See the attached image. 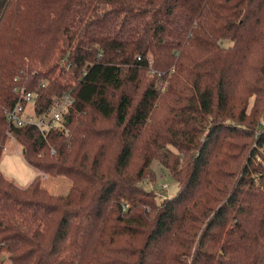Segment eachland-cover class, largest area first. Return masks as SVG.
<instances>
[{"label": "trees", "instance_id": "1", "mask_svg": "<svg viewBox=\"0 0 264 264\" xmlns=\"http://www.w3.org/2000/svg\"><path fill=\"white\" fill-rule=\"evenodd\" d=\"M66 91L63 128L8 121ZM10 133L72 185L0 168V264H264V0H0V162Z\"/></svg>", "mask_w": 264, "mask_h": 264}, {"label": "rangeland", "instance_id": "2", "mask_svg": "<svg viewBox=\"0 0 264 264\" xmlns=\"http://www.w3.org/2000/svg\"><path fill=\"white\" fill-rule=\"evenodd\" d=\"M147 75L152 77L151 71L148 72ZM147 75L146 77L148 79H145L144 84L147 83L150 79ZM144 84L139 88V91L137 92L138 94L143 92V89L145 88ZM159 84H165V81L159 80ZM110 124L116 123L110 121L105 125ZM6 144L7 149L5 150V155L0 162V168L6 176L14 180L20 186H27L32 183L31 181L36 177L37 174L40 173L42 175L41 182L43 183L45 188H47L49 193L61 195L67 194V190L69 191L72 185V181H70L67 176L65 177L59 175H48L46 179H44L43 172L35 170L26 162L23 153H21L22 145H19V142H16L12 138H8ZM152 164L153 165L149 171L150 175H152L151 179H149L148 177L143 179L142 183L144 187L146 189L153 190L154 194H156V192L158 191H163L165 194H167V191L162 187L163 184H166L170 186V188L168 189V195H175L178 190L176 179H174L169 170H167L157 158L152 162ZM155 200L159 203L164 201L162 198H159L158 194H156Z\"/></svg>", "mask_w": 264, "mask_h": 264}, {"label": "built area", "instance_id": "3", "mask_svg": "<svg viewBox=\"0 0 264 264\" xmlns=\"http://www.w3.org/2000/svg\"><path fill=\"white\" fill-rule=\"evenodd\" d=\"M46 84L47 81H41L40 83L42 87ZM35 95V92H24L21 100L17 102L12 109L6 112L8 121L16 127L32 124L40 130L44 137L50 130L63 128L65 115L74 108L73 105L76 99L73 93L66 91L63 95L53 96L49 108L42 112H39L35 107ZM8 135L16 141V138H14L11 133ZM6 149L7 147L5 145L4 151ZM51 152L54 153L53 147ZM46 177L47 175L44 173L43 178L46 179ZM162 187L168 192V185H163ZM156 194L163 200L168 196V194H165L163 191H158Z\"/></svg>", "mask_w": 264, "mask_h": 264}, {"label": "crops", "instance_id": "4", "mask_svg": "<svg viewBox=\"0 0 264 264\" xmlns=\"http://www.w3.org/2000/svg\"><path fill=\"white\" fill-rule=\"evenodd\" d=\"M67 192H68V190H67Z\"/></svg>", "mask_w": 264, "mask_h": 264}]
</instances>
